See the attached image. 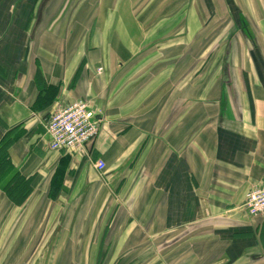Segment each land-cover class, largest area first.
<instances>
[{
    "label": "crops",
    "instance_id": "1",
    "mask_svg": "<svg viewBox=\"0 0 264 264\" xmlns=\"http://www.w3.org/2000/svg\"><path fill=\"white\" fill-rule=\"evenodd\" d=\"M78 98L98 136L52 149ZM8 132L0 264H264V0H0Z\"/></svg>",
    "mask_w": 264,
    "mask_h": 264
},
{
    "label": "built area",
    "instance_id": "2",
    "mask_svg": "<svg viewBox=\"0 0 264 264\" xmlns=\"http://www.w3.org/2000/svg\"><path fill=\"white\" fill-rule=\"evenodd\" d=\"M102 71V67L98 68ZM99 113L87 98H78L60 104L46 121L49 146L52 149L81 151L93 142L100 131ZM95 167L102 170L105 162L95 161ZM245 210L250 217L264 214V185L252 188L246 195Z\"/></svg>",
    "mask_w": 264,
    "mask_h": 264
},
{
    "label": "trees",
    "instance_id": "3",
    "mask_svg": "<svg viewBox=\"0 0 264 264\" xmlns=\"http://www.w3.org/2000/svg\"><path fill=\"white\" fill-rule=\"evenodd\" d=\"M50 115V114H49ZM9 132L2 138L0 141V170L2 167H7L9 165V147L11 143L13 142V139L8 136ZM12 180L8 182L4 188L7 191L8 195L11 197V199L15 201H21L25 196L27 191L29 190V185L25 184L24 187L17 186L16 189L15 186H11Z\"/></svg>",
    "mask_w": 264,
    "mask_h": 264
},
{
    "label": "rangeland",
    "instance_id": "4",
    "mask_svg": "<svg viewBox=\"0 0 264 264\" xmlns=\"http://www.w3.org/2000/svg\"><path fill=\"white\" fill-rule=\"evenodd\" d=\"M196 27H199L200 28V30H199L200 33H202V34L206 33V23L204 24V20H196Z\"/></svg>",
    "mask_w": 264,
    "mask_h": 264
}]
</instances>
